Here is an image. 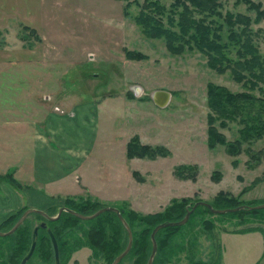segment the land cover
<instances>
[{
  "label": "rangeland",
  "instance_id": "obj_1",
  "mask_svg": "<svg viewBox=\"0 0 264 264\" xmlns=\"http://www.w3.org/2000/svg\"><path fill=\"white\" fill-rule=\"evenodd\" d=\"M170 1L161 0L166 6ZM252 1L264 9V0ZM141 2L0 0V112L18 113L32 102H42V95L46 102L111 96L99 107L98 120L103 129H112L114 137H120L109 152L98 157V173L91 176L93 185L88 192L71 195L79 201L95 200V206L112 205L123 215L136 216L161 212L173 199L184 198L187 205L196 200L211 204L217 192L235 197V206L264 202V136H246L239 115L216 117L211 124L224 140L209 145L207 115L215 113L207 104L206 93L207 86L215 84L264 99V82L248 87L246 78L253 77L246 70L237 67L243 74L237 79L231 66L223 70L212 67L199 49L170 50L162 36L142 30L135 18ZM219 2L221 13L228 10L251 18L255 15L241 0ZM250 27L258 51L264 54V14L250 22ZM227 33L222 30L220 41H228ZM233 51L228 54L236 59ZM155 89L169 92L164 106L151 101ZM133 135L142 144L160 145L163 150L153 156L126 155L124 151L123 156L122 141ZM229 145L235 150L230 152ZM98 189L104 199L93 192ZM63 200L55 197L39 209L54 215L59 206L67 207ZM203 208L198 204L179 224L181 229L168 246L167 256L172 261L164 264H188L191 255L208 261L216 245L221 248L218 264H264L262 233L234 232L247 224L264 228V222L238 215L236 210L215 213ZM25 218L34 226L46 221L34 213ZM204 219L212 222L210 230L203 226ZM87 226L88 221L82 219L66 232L70 241L78 239L81 243L64 264H108L84 244ZM140 227L133 220L132 229ZM7 242L0 236V262L17 264L6 261ZM134 257L126 252L116 264H135ZM24 264L48 263L35 252Z\"/></svg>",
  "mask_w": 264,
  "mask_h": 264
},
{
  "label": "trees",
  "instance_id": "obj_2",
  "mask_svg": "<svg viewBox=\"0 0 264 264\" xmlns=\"http://www.w3.org/2000/svg\"><path fill=\"white\" fill-rule=\"evenodd\" d=\"M241 1L245 2L248 8L255 11L254 19L241 12L234 13L226 10L221 13L218 9L219 0H171L167 6L161 0H142L140 10L135 18L141 23L142 30L146 34L162 36L166 46L172 51H181L183 47L199 49L207 55L208 63L212 67L223 70L231 66L236 72L235 77L237 79L243 77V74L238 72L236 68H243L248 75L253 77L252 80L246 78L250 84H248V87H253L257 81L264 82V54L258 51L257 44L253 40L255 33L251 30L250 22L257 21L264 14V9L259 7V2ZM224 29L228 31L226 38L229 42L220 41ZM230 50H234L233 52L237 56L236 59L230 58L228 54ZM206 93L207 104L215 113V115L212 113L207 115L209 145L212 141L223 142L224 140L211 124L216 117L234 118L239 115L240 120L244 123L246 136H264V99L245 91L232 92L215 84H209ZM125 147L126 155L146 153L153 156L163 150L160 145L142 144L137 140L136 135L126 141ZM233 149L230 145L228 146L230 152ZM7 178L14 185H18L10 174L7 175ZM63 201L68 208L82 214H89L99 208L95 206V200L83 199L79 201L71 196H65ZM185 201L184 198L173 199L163 211L146 213L140 216H136L134 213L123 215L119 209L131 230V245L127 252L135 255V264H146L151 248L149 239L151 228L158 222L180 219L187 207L190 206ZM236 202L235 197L217 192L211 204L224 208L233 207ZM25 208L26 206L22 205L14 213L5 217L0 222V227L9 221L8 226L4 229L7 230ZM203 209L207 210V207L204 206ZM30 213L39 214L36 212ZM235 213L264 222V207L242 208L236 210ZM42 219H44L43 216ZM86 220L88 226L83 231V234L86 235L84 244L92 248L94 252L97 251L109 264L125 246V228L115 212L111 210L101 211L91 218H86ZM133 220H136V223L141 226L137 231L132 229ZM80 221H82V218L62 210L55 219H46L44 227L37 226L36 234L32 237L34 225L30 219L24 218L12 232L0 235L1 238H7L8 240L6 261L18 264L21 257L28 251L33 239L34 245L30 255L37 252L45 262L54 264L51 234L56 244L58 264H64L68 260L71 251L81 243L78 239L70 241L66 236V232L76 228ZM202 224L207 230L213 227L212 222L208 219L202 220ZM180 229L181 225H166L155 232L156 250L151 264H164L172 261L167 256L168 246L170 245V239ZM252 230L260 231L264 237V228L258 224H247L234 232ZM210 236L213 238L212 234ZM191 256L187 258L188 264H218L221 259V248L216 245V249H213L208 261H202L198 258L193 259ZM0 264L5 263L1 261ZM72 264H76L75 261Z\"/></svg>",
  "mask_w": 264,
  "mask_h": 264
},
{
  "label": "crops",
  "instance_id": "obj_3",
  "mask_svg": "<svg viewBox=\"0 0 264 264\" xmlns=\"http://www.w3.org/2000/svg\"><path fill=\"white\" fill-rule=\"evenodd\" d=\"M109 97L46 102L42 95V102H32L18 113L0 112V222L22 205L40 208L55 197L91 188L98 157L120 137L98 120L99 107ZM100 190L93 192L104 199Z\"/></svg>",
  "mask_w": 264,
  "mask_h": 264
},
{
  "label": "water",
  "instance_id": "obj_4",
  "mask_svg": "<svg viewBox=\"0 0 264 264\" xmlns=\"http://www.w3.org/2000/svg\"><path fill=\"white\" fill-rule=\"evenodd\" d=\"M150 98L152 99V101L157 105V106H164L168 99H169V92L166 90H162V89H155L151 92L150 94ZM198 204L204 205L206 206L211 212H215V213H224V212H228V211H235L238 209H242V208H248V209H252V208H261L264 207V202H260L258 204L255 205H238V206H234V207H224V208H214L212 207V205L208 202H205L203 200H196L194 201L189 208L184 212L183 216L178 219V220H173V221H163V222H158L156 223L150 230L149 232V239H150V243H151V248H150V252L149 255L146 259V264H151L152 263V259L156 250V241L154 238V234L155 232L161 228L164 227L166 225H179L182 224L183 222L186 221L190 211H192V209H194L195 206H197ZM64 210L67 211L79 218L82 219H86V218H91L93 216H95L96 214H98L101 211L104 210H111L113 212H115V214L117 215L118 219L120 220V222L122 223L123 227L125 228L126 231V243L125 246L123 247V249L114 256V258L111 260L110 264H116L120 258L128 251L130 245H131V230L130 227L128 226L127 222L125 221V219L122 217L121 213L119 212V209L115 206L112 205H104L101 206L99 208H97L95 211L89 213V214H82L79 213L73 209H70L68 207L65 206H59L57 208V211L54 215H48L46 212H44L43 210L39 209V208H34V207H26L21 213L20 215L15 219V221L13 222V224L4 231L0 230V235H6L10 232H12L20 223L21 221L25 218V216L30 213V212H36L39 213L40 215H42L45 219L47 220H52L55 219L56 217L59 216L60 212ZM37 226H41L44 227L45 226V221L42 220L40 222H38L32 229V237L35 236L36 234V229ZM51 236V240H52V245H53V249H54V264H58V256H57V251H56V244L54 241V238ZM34 245V241L32 240L30 247L28 249V251L21 257L19 264H24L25 260L27 259V257L30 255L32 247Z\"/></svg>",
  "mask_w": 264,
  "mask_h": 264
}]
</instances>
